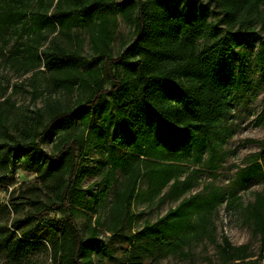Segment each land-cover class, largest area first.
<instances>
[{"label": "trees", "instance_id": "obj_1", "mask_svg": "<svg viewBox=\"0 0 264 264\" xmlns=\"http://www.w3.org/2000/svg\"><path fill=\"white\" fill-rule=\"evenodd\" d=\"M214 2L210 18L199 0H0V58L20 75L31 73L26 82L34 97L33 105L17 104L18 83L1 94L0 182L22 168L35 171L43 186L13 191L3 204L15 214L0 224L5 264H38L23 241H45L53 264H96L109 255L98 238L103 223L96 218L84 235L79 215L96 212L115 186L106 230H132L142 178L150 201L170 195L179 203L130 236L131 264H144L141 250L149 246L182 250L209 231L226 198L229 206L242 203L215 190L187 195L191 182L181 180L187 162L218 167L223 118L246 69L244 48L256 40L264 81V0ZM118 15L133 38L113 56ZM75 29L89 34L91 54ZM62 35L73 44L62 43ZM96 107L104 112L97 123ZM44 142L52 149L44 150ZM87 145L104 148L109 161L95 190L82 186ZM115 145L134 153L120 158ZM258 176L264 178V146L238 170L237 181ZM245 211L253 231L264 235V188ZM220 247L225 264L250 256L248 244L233 245L226 235Z\"/></svg>", "mask_w": 264, "mask_h": 264}, {"label": "rangeland", "instance_id": "obj_2", "mask_svg": "<svg viewBox=\"0 0 264 264\" xmlns=\"http://www.w3.org/2000/svg\"><path fill=\"white\" fill-rule=\"evenodd\" d=\"M114 1L119 2L122 0ZM214 1L199 0L203 8L208 6L211 10L210 18H213L212 14L215 15L218 10ZM74 33L75 36L83 38L84 52L91 54L87 31L75 29ZM132 38L133 31L131 27L126 24L121 15H118L115 40L111 45L113 56H117L127 48ZM60 41L67 45L73 44L64 35L60 37ZM257 50L258 40L252 46L244 48L246 69L241 82L235 88L233 98L223 118V155L218 167L212 169L205 162H187L181 177V180L187 177L191 182V191L187 195L196 193L206 195L215 190L225 194L226 197L230 194L240 196L242 203H233L229 206L226 198L211 217L209 231L197 239L190 240L180 251H159L150 246L141 250L144 264H225L220 257V246L224 235L229 238L233 245L248 244L250 254L244 260L232 261L226 264H264V235L256 234L253 231L245 211V205L254 200L257 191L264 188V178L258 176L244 184L237 181L238 170L248 164L251 154L260 151L264 146V81L256 63ZM30 75L31 73L20 75L17 71L8 67L4 60L0 58V100L4 99L1 96L5 90V85L9 84L10 86L7 92V95H9L12 91V85L18 83L22 84V87H19L12 94L13 100L17 104L33 105L34 97L26 82ZM81 94L78 91L71 95V103L77 102ZM42 98L39 99V104H42ZM103 113V108L96 107L92 122H100ZM42 147L48 151L52 149V144L44 142ZM85 150L86 155L82 161V186H91L95 190L99 187V181L102 178L104 169L108 167L109 161L104 148H99L97 145H87ZM115 152L120 158H125L134 153L126 145H115ZM117 174L119 180L122 181V171L118 170ZM32 186H38L41 189L43 187L35 171L23 170L22 168H18L14 174L9 175L4 181L0 182V224H9L15 217L14 212L8 206L3 205L7 203L11 192L29 193L34 190L31 189ZM168 188H165L164 193L168 191ZM146 189L147 182L142 178L139 195L133 204V211L136 216L132 230L116 234L106 230L105 224L110 217L115 186L111 187L107 200L96 212L83 210L79 215L78 222L84 235L88 233L89 226L95 225L96 218L99 217L103 223L100 226L98 238L109 250V255L103 258L97 257L96 264H131L132 245L129 239L130 236H133L135 231L140 230L146 221H157L159 217L179 203L178 199L170 195L159 196L154 201H150L145 194ZM36 191L41 193L40 190ZM52 215H55V213H52ZM21 244L24 248L28 247L27 251H32L31 255L38 264H53L45 241L29 244L23 241ZM7 255V252H5L0 256V264H5L8 259Z\"/></svg>", "mask_w": 264, "mask_h": 264}]
</instances>
